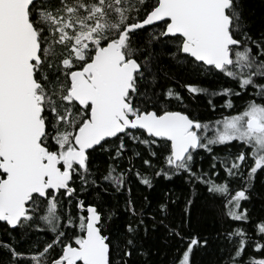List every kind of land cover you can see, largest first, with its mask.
<instances>
[{"label": "snow or ice", "instance_id": "6c2138e0", "mask_svg": "<svg viewBox=\"0 0 264 264\" xmlns=\"http://www.w3.org/2000/svg\"><path fill=\"white\" fill-rule=\"evenodd\" d=\"M165 248L264 264V0H0V264Z\"/></svg>", "mask_w": 264, "mask_h": 264}, {"label": "trees", "instance_id": "16d2710c", "mask_svg": "<svg viewBox=\"0 0 264 264\" xmlns=\"http://www.w3.org/2000/svg\"><path fill=\"white\" fill-rule=\"evenodd\" d=\"M252 3L253 5L255 6L256 10H259L260 8V0H252ZM243 101L241 100H237L236 101V110H242V106H243ZM229 114H235L234 112H231L229 110H224L223 111V115H229ZM205 115L208 116L209 119H212V120H215V119H219L221 117V112H216V113H212V114H209V113H205ZM211 133H209L210 135ZM239 148L237 146V142H234L233 146L231 148H224V147H221L219 150H218V154L221 155V156H224L226 155L229 151H232V152H236L238 151ZM205 156H207V154L205 153L204 154ZM199 159V157H198ZM210 160V157L208 158ZM204 167L205 169L207 170L208 168V161H205L204 163ZM137 193V190L136 188L134 187L133 188V194L135 195ZM177 255V249L176 248H165L161 251V254H160V259L161 260H164L165 256H167V259L164 260V264H171V260L174 256Z\"/></svg>", "mask_w": 264, "mask_h": 264}]
</instances>
